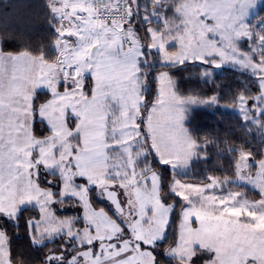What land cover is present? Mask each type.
I'll return each mask as SVG.
<instances>
[{
	"label": "snow or ice",
	"instance_id": "6c2138e0",
	"mask_svg": "<svg viewBox=\"0 0 264 264\" xmlns=\"http://www.w3.org/2000/svg\"><path fill=\"white\" fill-rule=\"evenodd\" d=\"M256 7L43 0L50 42L0 31V264H33L12 248L19 231L48 248L39 264H264V152L229 147V175L188 182L219 140L190 128L223 98L217 70L249 78L230 103L264 138ZM248 186L258 199L231 190Z\"/></svg>",
	"mask_w": 264,
	"mask_h": 264
},
{
	"label": "trees",
	"instance_id": "16d2710c",
	"mask_svg": "<svg viewBox=\"0 0 264 264\" xmlns=\"http://www.w3.org/2000/svg\"><path fill=\"white\" fill-rule=\"evenodd\" d=\"M43 0H0V31L11 30L18 34L17 44L25 45L31 39L33 44L30 46L35 49L40 42V38L48 39L50 42L49 33L46 29V20L42 9ZM264 14V1L258 7V15ZM16 47V45H10ZM49 55H53L52 49L48 50ZM195 76L196 69H190ZM188 73H185L186 77ZM215 81L217 85H224L220 90L222 99L220 104L231 106V97L234 93L243 89L246 84H250L249 78L242 75L240 70L233 71L230 67L223 70H217L215 74ZM184 89H195L197 92L203 94L205 98L212 95L209 91L211 84H189L187 82L182 84ZM254 87V86H253ZM240 117L229 110H222L217 108H209L199 106V110L194 114V119L190 124V128L198 135L201 140L205 138L209 140H219L215 145L208 147L209 160L207 162H199L195 164L189 173L188 182H200L207 175H216L218 177H225L229 175L231 169L229 168V159L226 155L229 147L239 146L243 142H247L250 148L257 153L264 152V138L254 133L249 136L241 127ZM227 140L224 144L221 141ZM197 177L199 179H197ZM25 212V216L29 215ZM19 238H14L12 241V248L17 253L25 254L33 261V264H39V260L43 258L48 248L42 251H35L29 247V240L23 235L22 231L16 233ZM48 247H52L50 244ZM161 264H168L164 259Z\"/></svg>",
	"mask_w": 264,
	"mask_h": 264
},
{
	"label": "rangeland",
	"instance_id": "374dc122",
	"mask_svg": "<svg viewBox=\"0 0 264 264\" xmlns=\"http://www.w3.org/2000/svg\"><path fill=\"white\" fill-rule=\"evenodd\" d=\"M264 0H257V7L255 9L252 10V13H250V19H252V23L255 24L256 21L261 18V17H264V14L262 15H258V7L263 3ZM203 107H211V108H219V109H222V110H229L231 112H234L236 113L241 121H242V118L241 116L239 115V113L237 111L234 110V107L233 105L231 106H228V105H224V104H220V105H216V104H213L211 106H207V105H201ZM252 131L254 133H256V130L253 128ZM258 135V134H257ZM216 176V175H215ZM221 179H223V177H220ZM191 183H199V182H191ZM232 191H236V192H241V193H244L250 200L251 199H258L259 197L256 195V193L254 191L251 190V187L248 186V187H232L231 188ZM98 206H102V205H98Z\"/></svg>",
	"mask_w": 264,
	"mask_h": 264
}]
</instances>
